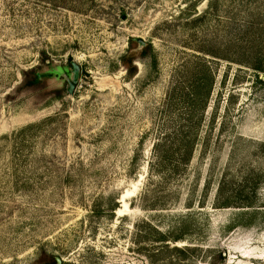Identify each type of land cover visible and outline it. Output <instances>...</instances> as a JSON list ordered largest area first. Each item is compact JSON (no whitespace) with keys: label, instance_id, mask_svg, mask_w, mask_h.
I'll return each instance as SVG.
<instances>
[{"label":"rangeland","instance_id":"rangeland-1","mask_svg":"<svg viewBox=\"0 0 264 264\" xmlns=\"http://www.w3.org/2000/svg\"><path fill=\"white\" fill-rule=\"evenodd\" d=\"M262 77L264 0H0V264H264Z\"/></svg>","mask_w":264,"mask_h":264},{"label":"water","instance_id":"water-1","mask_svg":"<svg viewBox=\"0 0 264 264\" xmlns=\"http://www.w3.org/2000/svg\"><path fill=\"white\" fill-rule=\"evenodd\" d=\"M131 41L135 43V47L131 50L133 52L141 50L146 45V43L139 37H133L131 38ZM68 64L70 67L69 72L67 74H63L62 79L65 80L67 84L66 85L67 94H71L78 80L79 67L73 60H69ZM261 80H264V78L262 77ZM221 255L223 256L224 252H221ZM53 261L54 264L61 263V260L58 256H53Z\"/></svg>","mask_w":264,"mask_h":264},{"label":"trees","instance_id":"trees-1","mask_svg":"<svg viewBox=\"0 0 264 264\" xmlns=\"http://www.w3.org/2000/svg\"><path fill=\"white\" fill-rule=\"evenodd\" d=\"M121 61H122V63L127 65L129 63L130 59H127L126 56H123L121 58ZM131 72H132V68L127 67V73L131 74ZM30 81H32V82L37 81V75L33 74ZM30 81L27 83H30ZM42 255H43V258H40L35 264H54L52 255H44V254H42ZM219 256H220V253H219Z\"/></svg>","mask_w":264,"mask_h":264},{"label":"flooded vegetation","instance_id":"flooded-vegetation-1","mask_svg":"<svg viewBox=\"0 0 264 264\" xmlns=\"http://www.w3.org/2000/svg\"><path fill=\"white\" fill-rule=\"evenodd\" d=\"M70 68V67H69ZM69 72V71H68ZM67 85V84H66Z\"/></svg>","mask_w":264,"mask_h":264},{"label":"bare ground","instance_id":"bare-ground-1","mask_svg":"<svg viewBox=\"0 0 264 264\" xmlns=\"http://www.w3.org/2000/svg\"><path fill=\"white\" fill-rule=\"evenodd\" d=\"M125 195V194H124Z\"/></svg>","mask_w":264,"mask_h":264}]
</instances>
